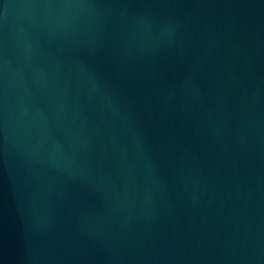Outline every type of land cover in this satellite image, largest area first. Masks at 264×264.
<instances>
[{
    "label": "water",
    "instance_id": "obj_1",
    "mask_svg": "<svg viewBox=\"0 0 264 264\" xmlns=\"http://www.w3.org/2000/svg\"><path fill=\"white\" fill-rule=\"evenodd\" d=\"M0 264H264V0H0Z\"/></svg>",
    "mask_w": 264,
    "mask_h": 264
}]
</instances>
